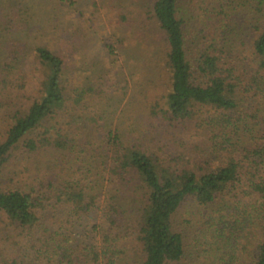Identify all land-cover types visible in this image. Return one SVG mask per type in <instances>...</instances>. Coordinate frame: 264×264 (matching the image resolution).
Instances as JSON below:
<instances>
[{"label":"trees","instance_id":"trees-1","mask_svg":"<svg viewBox=\"0 0 264 264\" xmlns=\"http://www.w3.org/2000/svg\"><path fill=\"white\" fill-rule=\"evenodd\" d=\"M184 1L142 0L119 21L171 76L153 109L176 132L160 154L119 128L87 135L85 102L103 88L65 80L69 54L0 5V264H121L123 243L140 264H190L176 216L191 202L218 226L216 264H264V0L249 54L229 45L236 0ZM123 43L107 41L111 58Z\"/></svg>","mask_w":264,"mask_h":264},{"label":"rangeland","instance_id":"rangeland-1","mask_svg":"<svg viewBox=\"0 0 264 264\" xmlns=\"http://www.w3.org/2000/svg\"><path fill=\"white\" fill-rule=\"evenodd\" d=\"M212 1L205 0L204 4L212 9L215 6H211ZM137 3L141 4L142 0H0V5L8 9H12L14 4L25 9L24 15L30 21L29 26L21 30V35L34 32L39 36L36 42L44 41L45 45L61 48L60 51L69 54L65 80L82 88L90 85L103 88L102 95L89 97L85 102L84 110L88 114L85 118L88 119L82 126L87 135L95 136L97 127L100 132L110 127L119 128L129 144L138 141L146 150L160 154L162 151L158 149L166 150L176 132L166 131L167 127H163L160 116L157 117L153 109L159 103L164 110V100L171 91L172 81L162 61V49H150L149 42L137 40L138 43L134 35L126 31L127 25L119 22L123 12L131 11V7ZM189 5V0H185L183 7L187 9ZM235 5L233 9L229 8L230 15L233 11L235 13L232 23L236 27L229 36L230 49L249 54V43L256 32V26L249 28V24L254 22L256 25L263 15L258 11L255 0H236ZM209 16L213 17V14ZM194 23L201 26L198 19ZM196 36L197 33L193 32L190 39L195 41ZM120 39L124 41L123 46L111 58L106 48L107 41L118 42ZM163 44L160 41L155 46L161 47ZM76 47L80 50L73 53ZM158 55L159 59H152ZM92 119L96 120L92 122ZM58 158L61 164L68 159L67 155H58ZM54 159L48 157L51 164ZM126 203L128 205L131 201ZM211 213V210L191 202L176 216V229L186 237L187 261L190 264H216V249L221 242L214 232L218 229L217 225L214 224L211 231H207L211 224H206V221ZM128 222L131 223L130 219ZM245 234L240 230L232 241L227 242L240 246L246 240ZM121 247L127 254L121 264H140L130 244L123 243Z\"/></svg>","mask_w":264,"mask_h":264}]
</instances>
